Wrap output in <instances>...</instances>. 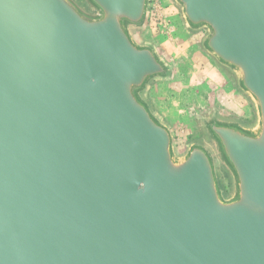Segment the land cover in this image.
<instances>
[{"label": "water", "instance_id": "95a60500", "mask_svg": "<svg viewBox=\"0 0 264 264\" xmlns=\"http://www.w3.org/2000/svg\"><path fill=\"white\" fill-rule=\"evenodd\" d=\"M170 1L253 113L182 150L150 0H0V264H264V0Z\"/></svg>", "mask_w": 264, "mask_h": 264}, {"label": "rangeland", "instance_id": "374dc122", "mask_svg": "<svg viewBox=\"0 0 264 264\" xmlns=\"http://www.w3.org/2000/svg\"><path fill=\"white\" fill-rule=\"evenodd\" d=\"M141 37L172 66V79L153 83L148 99L171 126L180 150L190 141L203 140L197 117L213 110L245 122L253 120L248 99L236 90L233 77L201 50L200 34L185 28L170 0H150L148 24ZM221 184L229 189L226 177Z\"/></svg>", "mask_w": 264, "mask_h": 264}, {"label": "crops", "instance_id": "0c3cea01", "mask_svg": "<svg viewBox=\"0 0 264 264\" xmlns=\"http://www.w3.org/2000/svg\"><path fill=\"white\" fill-rule=\"evenodd\" d=\"M153 93H155V92L153 91ZM153 93H152V94H153Z\"/></svg>", "mask_w": 264, "mask_h": 264}, {"label": "trees", "instance_id": "16d2710c", "mask_svg": "<svg viewBox=\"0 0 264 264\" xmlns=\"http://www.w3.org/2000/svg\"><path fill=\"white\" fill-rule=\"evenodd\" d=\"M80 1V0H79Z\"/></svg>", "mask_w": 264, "mask_h": 264}]
</instances>
